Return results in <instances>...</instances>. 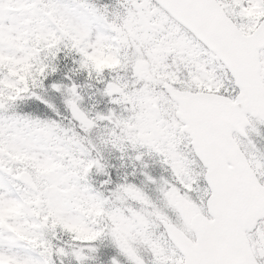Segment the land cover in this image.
I'll return each mask as SVG.
<instances>
[{"label": "snow or ice", "instance_id": "snow-or-ice-1", "mask_svg": "<svg viewBox=\"0 0 264 264\" xmlns=\"http://www.w3.org/2000/svg\"><path fill=\"white\" fill-rule=\"evenodd\" d=\"M0 264H264V0H0Z\"/></svg>", "mask_w": 264, "mask_h": 264}]
</instances>
